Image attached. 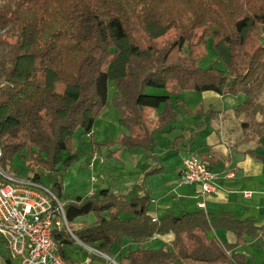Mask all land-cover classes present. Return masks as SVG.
<instances>
[{
	"label": "trees",
	"instance_id": "trees-1",
	"mask_svg": "<svg viewBox=\"0 0 264 264\" xmlns=\"http://www.w3.org/2000/svg\"><path fill=\"white\" fill-rule=\"evenodd\" d=\"M207 40L222 68L214 63L200 67L185 53V47L190 50ZM110 81L119 123L127 130L118 143L149 152L151 160L157 158L156 132L173 129L177 107L185 115L203 112L201 104L188 110L177 98L182 91L243 96L233 109L237 118L263 113L258 100L264 90V0H0L1 168L6 171L12 157L22 153L46 170L68 164L71 158L62 160V152L70 148L76 129L92 137ZM147 87L167 94L149 95ZM145 108H161L151 126L144 122ZM213 111L209 105L205 114ZM241 126L247 129V121ZM258 127L255 145L264 138V119ZM186 139L181 132L171 148H186ZM245 153L264 164V153ZM155 165L143 169L132 194L100 189L70 200L52 175L49 190L81 244L110 254L125 238L130 240L135 247L120 252L117 264H246V256L233 251L234 245L209 237L212 229L232 232L235 245L259 233L264 244V226L230 213L168 211L153 222L145 179L161 171ZM28 178L40 182L38 173ZM90 213L91 224L70 226ZM123 213L130 216L122 218ZM167 233L173 235L169 243L147 246L148 239ZM53 237L64 261L77 264L67 252L76 244L67 228H55ZM1 257L16 264L9 252ZM85 257L92 264L100 260L90 250Z\"/></svg>",
	"mask_w": 264,
	"mask_h": 264
},
{
	"label": "rangeland",
	"instance_id": "rangeland-1",
	"mask_svg": "<svg viewBox=\"0 0 264 264\" xmlns=\"http://www.w3.org/2000/svg\"><path fill=\"white\" fill-rule=\"evenodd\" d=\"M184 50L187 54L189 52L191 53L192 58L200 67H208L212 63L219 68L223 67L219 62V58L210 40L194 45L190 50H188V47H185ZM145 91L149 95L167 94V91L162 88L147 87ZM114 95L115 89L113 88V83L110 81L108 83L107 104L94 120L91 130L92 139L89 134H85L82 129L78 128L74 132L70 148L62 152V160L65 161L71 158L68 164L60 162L57 165L56 171L46 170L42 166H36L29 159V156L22 153L21 155L16 154L12 157L11 161L6 166L7 173L15 177L17 181H26L29 179L28 177L38 173L40 177V182L38 184L47 189L52 186L50 180L52 175V177L62 182V195L64 198L70 200L76 197H86L90 195L89 192L93 189L96 191L100 189L114 190L117 186L118 189L122 188L121 190L128 188L131 182L136 181V176H138L137 173L145 166L143 163L147 162V164H149L152 158L149 152L147 153L141 149L130 150L122 147L118 143L120 136L126 134L127 130L119 123V113L113 102ZM177 98L180 99L190 111H194L195 108L201 104L203 106V112L185 115L182 109L177 107V121L172 122L173 129L170 131L158 130L156 132L157 146L155 147L156 152L154 149L155 154L169 152L172 154L171 158H175L177 162L185 151L184 147L180 151L171 148V142L177 134L182 132L187 139L192 135L193 141L191 142V146L196 148L197 146L203 145V143H209L211 140L219 141L220 138H223L220 133L226 130L228 126H235L237 130H234V136L241 134L240 138L244 139V141L241 139V141H235L237 144L242 145L244 143L245 147H255L254 136L259 131L258 125L264 119V90L258 100L259 104L262 106L263 113H259L252 117L243 113L239 118L234 115V106L244 100L243 96L220 97L210 91H182L177 95ZM209 105H211L214 110L212 115L215 113L214 116L210 115L211 117H209V114H205ZM160 110L161 108H145L144 122L147 126L152 125L155 116ZM242 120L247 121V129L242 128ZM198 124L201 126H197ZM222 126L223 128H221ZM187 139L186 144L188 145ZM262 140L264 142V138ZM198 154L201 155L200 153ZM206 155H209L208 152L202 154V157H206ZM94 157L96 160L93 162V167L90 168L89 164ZM100 159L102 161H100ZM153 164H157L156 159H153ZM171 172H164V176L173 174L172 178H176V173H173L174 170ZM154 175L146 177V184H148L149 179L151 180ZM92 176L96 178V181H92ZM115 185L117 186L115 187ZM146 188L148 189V185H146ZM175 212L178 214L180 211L176 209ZM129 216L128 213L121 214L122 218H128ZM93 221L94 216L90 213L77 217L70 226L73 229H78L83 225L91 224ZM62 222L64 224L63 220ZM123 244L124 241L121 246H123ZM153 246L156 245L154 244ZM126 249L127 248H123L122 253H125L127 251ZM86 250H88L86 246L78 242H76L73 247L67 248L68 255L73 260L83 259ZM117 251L118 249L110 254L100 255V261L105 262V264H115ZM0 256H8L6 243L1 237ZM16 264H18L17 261Z\"/></svg>",
	"mask_w": 264,
	"mask_h": 264
},
{
	"label": "crops",
	"instance_id": "crops-1",
	"mask_svg": "<svg viewBox=\"0 0 264 264\" xmlns=\"http://www.w3.org/2000/svg\"><path fill=\"white\" fill-rule=\"evenodd\" d=\"M214 115L215 113L212 116ZM197 126L201 125L198 124ZM234 130H237L235 126H228L226 130L220 133L223 138H220L219 141L211 140L209 143H203V145L196 148L192 147L191 143H189L184 148V154L180 156L177 162L175 158H171L172 154L169 152H165L164 154L156 153V165L162 166V169L151 180L149 179L147 184L151 198L150 201L154 200L150 205L149 213L151 216L155 215L158 218L168 211L176 213V209L180 212L201 209L211 216L220 213H230L235 218L251 219L255 225L264 226V164L255 161L245 153L246 151L254 150L263 154L262 144L264 142L261 140V144L254 145L255 147H245L244 143L239 145L235 141L240 139L244 141V139L240 138L241 134L234 136ZM90 138L92 139V137ZM189 138H192L193 141L192 135ZM189 152L200 153L201 155H198L202 160L218 173V178L214 181V190L206 195L200 193L198 185H183L179 182L182 159ZM206 152L209 155L202 157V154ZM150 163L153 164V160L150 159ZM143 164L145 166L137 173L136 181L129 184L131 187L128 186V188L121 190L122 188L118 189V186L115 185L117 187H114L115 189L112 191L122 194H132L135 190V184L142 177L143 169L149 165L147 162ZM172 170H174L173 173H176V178H172L173 174L164 176V172H171ZM230 170H233L232 176L228 175ZM93 192L97 191L93 189L89 193ZM200 203H203L204 207H200ZM208 235L220 243L234 245L233 251L246 256V264H262L264 261V244L261 242L259 233L255 237L245 236L244 244L239 245H235L236 237L230 231L212 229ZM172 239V233L155 235L148 239L146 244L148 247L159 248L164 243H169ZM123 241V246H115L112 252L118 249L116 253L118 255L122 252L123 248H127L126 250H128L135 247L130 243L129 239H124ZM154 244L156 246H153ZM80 260L75 259L73 261L77 263ZM94 264H105V262L97 260ZM170 264L182 263L176 261Z\"/></svg>",
	"mask_w": 264,
	"mask_h": 264
},
{
	"label": "built area",
	"instance_id": "built-area-1",
	"mask_svg": "<svg viewBox=\"0 0 264 264\" xmlns=\"http://www.w3.org/2000/svg\"><path fill=\"white\" fill-rule=\"evenodd\" d=\"M95 160V157L91 159L90 168ZM228 175L232 176L233 170ZM217 178L218 173L208 167L197 153L189 152L183 157L179 176L181 184L198 185L200 193L206 195L214 190ZM92 181H95L93 176ZM199 206L204 207V204ZM157 219L152 216L153 222ZM62 225L78 241L66 222L62 204L49 189L31 179L17 181L0 166V237L13 260L18 264H67L53 237L54 229ZM86 248L103 255L92 247ZM0 264H7L1 256ZM77 264L92 263L89 257H84Z\"/></svg>",
	"mask_w": 264,
	"mask_h": 264
},
{
	"label": "water",
	"instance_id": "water-1",
	"mask_svg": "<svg viewBox=\"0 0 264 264\" xmlns=\"http://www.w3.org/2000/svg\"><path fill=\"white\" fill-rule=\"evenodd\" d=\"M78 243H80L79 241H78ZM81 244V243H80ZM115 263V262H114ZM115 264H117V263H115Z\"/></svg>",
	"mask_w": 264,
	"mask_h": 264
}]
</instances>
